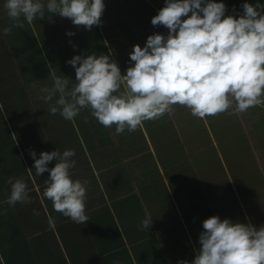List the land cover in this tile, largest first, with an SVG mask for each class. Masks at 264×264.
<instances>
[{
    "label": "rangeland",
    "instance_id": "374dc122",
    "mask_svg": "<svg viewBox=\"0 0 264 264\" xmlns=\"http://www.w3.org/2000/svg\"><path fill=\"white\" fill-rule=\"evenodd\" d=\"M42 2L46 4L47 0H42ZM214 2L220 3L218 1ZM5 3L6 0H0V51L6 53L4 60L0 58V104L3 105V112L5 113V103L7 101L2 95V84L7 79L4 75L5 72L10 70L6 66L8 64L13 65L12 69L14 68L17 75L21 76L22 86L29 95V102L33 109L42 114L48 113L46 110L49 111L50 107L55 105L56 100L59 99V93L51 101L45 102L42 99L47 93L41 90L44 88L51 89L54 86L55 77L45 46L53 44L52 51L58 55L59 51L61 52L63 49V44L55 45L53 37L52 40L44 43L41 35L45 33V35L53 36V23H55L56 31L61 32V29L56 23L55 16H49L50 14L46 12L44 19L37 18L31 25L21 17L24 27H13L11 33L5 36L3 29L13 23L4 7ZM104 4L105 10L101 17L102 26L97 27V29L104 41L107 55L111 54V58L118 62L121 74L124 75L127 68L133 66L134 62L130 61V53L134 46L139 45L143 48L147 38L153 34L167 37L168 29L164 26H153L151 24L152 18L165 6V3L164 0H104ZM226 9L225 16H233L234 12L227 6ZM28 29L31 30V33ZM32 37L36 39L40 47L46 66L50 71V76L46 75V77L40 78L43 77L40 75H44L43 68L45 65L36 54L31 57L33 62L36 63L37 69L35 72L38 76H33L31 73V63L24 57L23 52H34L35 45ZM88 43L94 46L93 39H89ZM78 51L84 57L89 52L97 56L101 55V51L96 48L87 49L84 47L78 49ZM68 56L70 57V53H68ZM181 107V112L186 117L184 119L190 127L189 131H186L188 136L185 139L187 140L184 141L188 143L187 147L183 149L186 158L183 154L179 155L181 150H179V147H156L157 151L145 147L144 138L149 134V130L144 133L138 127L134 132H128L126 129L124 133L114 135L115 125L111 128L97 125L100 131L101 129L105 131H102L101 135H98V132L95 136L98 138L97 141H100V146L97 147L96 153L92 156L94 159H89L88 151L84 148L87 154L86 157L89 159L88 161L85 157L88 161L87 168H81L78 163L73 168V172H70L72 180H79L86 186L85 214L88 216L87 224L89 227L91 225L92 229L98 228L104 231L105 224L114 222L121 226V231H123L125 227L122 225L123 221L119 223L120 220L131 217L133 224L130 222L125 223L126 227H129L128 231H131V234L137 239L143 238V236L146 237L147 244L153 243L148 254L158 255V264H178V261H188L191 264V261L195 258L194 255L200 248L199 236L204 231L203 221L210 217L218 216L221 221L229 219L234 223H251L256 228L264 226V105L237 113L234 111L235 104H233V108L228 111L219 115L208 116L205 119L193 116L190 109L185 106ZM1 119L0 117L1 185L5 183V177L7 176V173L3 174V171L7 170L6 168H12L11 173L16 174V179H23L29 186V182H26L27 176L24 175L23 165L26 164V160L19 158L15 150L17 139L13 136V130L10 128L11 135L7 133ZM5 119L9 120L8 114ZM179 124L180 121L176 113H172L169 122H167L170 133L167 129L165 133L166 136L173 138L171 140L172 144H179V134L182 135L184 132ZM90 136L89 134V138ZM147 139L149 140V138ZM81 147L83 148V146ZM66 148L72 149L73 147L71 144L66 143ZM78 153H80L79 150ZM3 159H6L9 165H6ZM184 164H189L196 171V174L193 172V175L198 180L203 178V180L208 181L211 180L210 176L212 174L216 175L217 179L213 181L216 192H211L208 196L210 199L216 196L223 199L220 204H216L215 199L213 201L209 200L208 204L207 201L204 204H199L200 209H196L193 217L189 219L185 218L183 212L195 208L194 204L200 202L196 190L189 191V196L192 195L193 198L192 204H181L179 193L175 192L171 184L170 186L167 185V181L170 183V180L179 179L177 178L179 174L184 175ZM84 165H86V162H84ZM159 174L160 176L163 175L162 180L167 186H164L165 184L161 182ZM88 177H90L89 180H87ZM95 179H97V182H95ZM118 179H124L126 185L122 182L120 184L119 182L112 183V181ZM44 191L38 192L41 199V209L35 210L41 217V224L44 223L39 228L46 225L49 227V222L52 221L49 206L43 197ZM212 191H214V188ZM233 194H235L238 204L236 201H232ZM28 196L31 200L30 204H34V192H30ZM133 201L136 202L134 209L133 203H131ZM139 201L142 205L141 213L144 215L150 213L153 220L149 228L150 237L147 229L138 227L141 224V218L138 213L135 214L134 212H137L138 208L140 209ZM33 206L22 207L21 220L17 218V221L27 223V218L34 214L32 212ZM42 209L45 211V215L41 213ZM12 211L17 216L19 210ZM108 213L111 215V220H107L108 217L106 218ZM103 217H105V223H103ZM184 218L192 221H185L186 224L183 226ZM130 219L127 220L130 221ZM94 220H98V223L95 224ZM3 221L4 219L0 218V264H4L3 257L7 255L40 254L33 249L38 246L36 242L31 243L30 246H34H31L28 250L26 240L22 238L23 232L29 234L32 230L29 226H26V229L17 228V239L19 240L17 244L19 246H17V249L12 248L11 250L13 243L8 229L2 228ZM8 227L15 229V226ZM106 231L105 235L108 237L110 232ZM53 232L57 233L55 230ZM48 234L49 236L52 235V233ZM49 241L57 249L53 236L50 237ZM59 243L61 244L60 241ZM195 243H198V245ZM62 249L65 253L64 246H62ZM43 255L49 254L43 253Z\"/></svg>",
    "mask_w": 264,
    "mask_h": 264
},
{
    "label": "clouds",
    "instance_id": "9594fccd",
    "mask_svg": "<svg viewBox=\"0 0 264 264\" xmlns=\"http://www.w3.org/2000/svg\"><path fill=\"white\" fill-rule=\"evenodd\" d=\"M164 3L151 24L168 29L167 37L153 34L143 48L134 46L130 53L133 66L124 75L111 54L74 56L67 63L75 70L76 83L69 87V78L55 76L54 86L41 90L47 93L42 97L45 102L59 93L50 114L59 112L72 121L82 109L90 108L92 117L106 128L115 125L114 135H119L171 113L177 104L200 119L224 113L233 104L237 113L264 105V14L258 11L264 5L244 3L243 15L236 18L225 16L226 5L214 0ZM4 7L13 21L3 29L5 36L13 27H24L21 17L31 25L37 18L44 19L46 12L90 31L102 26L105 10L104 0H47L46 4L42 0H6ZM0 113L7 118L2 104ZM75 154L70 149L41 152L37 159L35 151L30 152L35 175L50 173L43 197L52 201L55 211L85 224L86 186L70 178ZM53 160L57 162L49 169ZM28 172L32 174L31 169ZM8 183L7 204L31 203L23 179L9 177ZM152 222L146 213L138 227L149 229ZM202 227L200 248L191 264H264V226L256 228L213 216L204 220Z\"/></svg>",
    "mask_w": 264,
    "mask_h": 264
},
{
    "label": "trees",
    "instance_id": "16d2710c",
    "mask_svg": "<svg viewBox=\"0 0 264 264\" xmlns=\"http://www.w3.org/2000/svg\"><path fill=\"white\" fill-rule=\"evenodd\" d=\"M218 2L224 3L228 8H230L234 14L233 16L236 18H239L241 15H243V8L242 5L244 3L249 4H257L260 3L261 5H264V0H214ZM258 11H261L262 14H264V8L258 9ZM191 15V14H189ZM187 17H184L186 19ZM55 20L59 28L61 29V32H58L55 30V26L53 23V36H50L49 34L45 35V33H42V41L45 43L48 40H55L56 44H63V49L59 54L56 55L53 50V44L46 45L45 49L49 55V59L51 62V66L53 69V74L55 76H65L66 78H69L70 85H74L76 83L75 79V70L71 65L67 63V61L71 60L74 56L82 55L79 53L78 49L82 48H96L97 50L101 51V55H107L104 41L97 29L96 26H94L90 31L85 30L83 26H75L73 25L72 21L67 18H62L59 15H55ZM29 28V26H28ZM29 33H31V30H29ZM74 33V35L69 36L67 33ZM62 34V35H61ZM67 36V37H66ZM33 43H34V52L30 53V51L23 52L24 57L30 61L31 63V73L33 76H38L37 72L35 70L37 67L35 66L36 63L33 62V56L36 54L42 61L44 62L45 67L43 68L44 75H40L44 78L46 75L50 76V71L45 63V58L43 57L40 47L34 37H32ZM89 39L94 40V46H91V44L88 43ZM66 44L67 46H65ZM36 49V52H35ZM68 53H70V57L68 56ZM6 53L0 51V58L4 60V55ZM93 53H90L88 55H92ZM96 55V54H95ZM32 56V57H31ZM97 56V55H96ZM98 57V56H97ZM35 58V57H34ZM66 59V60H63ZM65 61V62H64ZM64 63L66 64L64 66ZM68 65V67H67ZM7 68L10 69L9 71L5 72V83L2 84L3 90L2 95L6 99L5 103V113L9 115V120L5 119L3 117V114L0 113L1 122L4 123V129L7 130L6 132L11 135L10 128L13 130V134H15V137L17 139V143L15 144V150L17 151V154L19 155V158L21 160H26V164H24V161L22 162L24 165V171L25 176H27L26 182H29V186L27 185L28 194L30 192H34L35 197V203L34 204H24V203H17L14 207L7 204L6 201L8 200L11 192V185L8 183V178L12 177L13 180H16L15 173H11L12 168H6L7 170L3 171V174L7 173V176L5 177L6 181L1 185L0 180V199L3 201V207L0 214V218L4 219V224H2V228L8 229V233L11 236V240L13 245L12 248L17 249V228L26 229V226H29L32 230L29 234L22 235V238L26 240V244L28 245V250L31 246V243H37L34 250H37L38 255H7L4 256V264H158V255H149L148 253L151 251V246L153 243L147 244L146 237L143 236V238H130L128 237V226L126 227V222H130L133 224L132 219L130 218H122L119 223L123 221V226L125 227L123 231L121 226H118V224L112 222L111 224H105L106 228H104V231L102 229H92V226L85 223V224H77L73 222L70 218L65 217L62 213H59L54 210V206L51 200H48L47 198V204L49 206V212L51 214V220H54L57 222V228L55 229L57 233H54L52 229H50L47 225L44 227L39 228L41 224V217L40 215L32 214L27 218V223L23 221H17V218L21 220V211L22 207H29L33 206L32 212L35 210L41 209V199L38 194V192H42L43 190H46L47 188V182L49 179V172H45L40 176L35 175V169L33 167L34 160L30 156L31 151H35L36 158L38 159L40 157L41 152H53L59 150L61 153L65 150H69L66 148V143H69L72 145V149L76 154L71 159L75 160V165L78 163L80 164L81 168H87L89 159H94L92 156L96 153L97 147L100 146V141H97L96 134L101 135L102 131H105L103 129H99L97 125H101L94 117L91 115L90 108L82 109L79 115L72 121L65 120L59 112H57L56 115L50 114V110H46L48 113H39L38 110H34L33 106L29 102V95L22 86L21 82V76L17 75V73L14 71V68L12 69L13 65L6 64ZM11 67V68H10ZM34 70V71H33ZM26 77V76H24ZM21 78V79H20ZM54 83V82H53ZM4 130V131H5ZM6 133V134H7ZM89 134L91 135L90 138H93L92 140H89ZM143 136V135H142ZM122 138V137H121ZM12 141L13 138L11 137ZM123 139V138H122ZM82 140V141H81ZM145 141V138H144ZM82 142V145H81ZM3 144V142H2ZM146 145V143H145ZM83 146V148L81 147ZM149 148L147 145L145 146ZM84 148L88 151L89 159L86 157V153L84 151ZM79 152L81 153H78ZM3 152V151H1ZM83 159H81V158ZM87 158V160L85 159ZM120 159V158H119ZM6 162V165L8 164V161L6 159H3ZM86 160V161H84ZM57 161L53 160L48 164V168L51 169L55 166ZM84 162H86V165H84ZM117 162V161H116ZM28 169L32 170V174L30 175L28 172ZM70 172H73V168L69 170ZM194 169L189 164L183 165V174H179V179H175L174 181L170 180V183L167 181V185L173 187L176 193H179V200L180 203H186V204H192L193 198L190 195V192L192 190H196L197 196L199 198L200 202H196L194 204L195 208L185 210L183 213L185 215V218L189 219L193 217V213L195 210H199V204H204L205 201L215 199L216 204H220L223 200L219 197H211L209 198V194L211 192L215 193V183L213 181H216V175L212 174L210 176L211 180L205 181L203 179H196L192 176ZM208 171V170H206ZM71 174V173H70ZM187 174V175H185ZM4 176V175H3ZM93 176V175H92ZM160 176V174H159ZM183 176V177H181ZM71 177V176H70ZM95 177V175H94ZM96 178V177H95ZM161 182L165 184V182L162 180V176H160ZM178 178V177H177ZM90 177L87 178L89 180ZM97 182V179H95ZM116 182H119V184L122 182L126 185L124 182V179H118L117 181H112L113 184H116ZM162 183V184H163ZM166 184L164 186H167ZM91 186V185H90ZM99 188V187H98ZM214 188V191L212 189ZM201 189H206L208 191V194L204 196L201 192ZM190 191V192H189ZM216 195V194H215ZM183 200V201H182ZM38 201V203H37ZM237 203V198L235 194H233V200ZM137 202V200H136ZM135 202V203H136ZM133 203V209L135 208L134 201ZM39 204V205H38ZM238 204V203H237ZM139 207L137 212H134L135 214L138 213L140 220L142 221L145 218V215L141 213L142 205L141 201H139ZM19 210L17 216L15 215V212L12 210ZM12 211V212H10ZM41 213H44L43 209L41 210ZM108 217V218H107ZM46 218L48 219V216L46 215ZM107 220H111L110 213L106 216ZM184 218V219H185ZM127 219H130L127 220ZM16 220V222H15ZM105 223V217L102 218ZM184 221H192V220H184ZM95 224L98 223V220H94ZM112 225V226H110ZM8 226L14 227L15 229H11ZM36 228V229H35ZM65 230L64 232L62 230ZM106 232H110V235L107 237L105 235ZM149 232V229H147ZM124 232V233H123ZM48 233H52L51 236L54 238V243L57 247L54 248V244H51L50 237ZM103 233V234H102ZM59 236V238H57ZM150 237V232L148 234ZM124 238V240H123ZM49 239V240H48ZM9 241V237H8ZM61 242V244L59 243ZM130 241V246L132 249V254L130 255L128 244L127 242ZM10 242V241H9ZM62 246H64L65 253L62 249ZM58 251V252H57ZM60 252V253H59ZM43 253H47L49 255H43Z\"/></svg>",
    "mask_w": 264,
    "mask_h": 264
},
{
    "label": "crops",
    "instance_id": "0c3cea01",
    "mask_svg": "<svg viewBox=\"0 0 264 264\" xmlns=\"http://www.w3.org/2000/svg\"><path fill=\"white\" fill-rule=\"evenodd\" d=\"M181 109H182V107L179 106V104L174 105L173 106V111L171 113H165L163 116H161L160 118L155 119V120L145 121V122H143V126L139 127V129L142 130L144 133H146L149 130V134L145 138V143L150 149L152 148V149H155L157 151L156 147H159V148H167L169 146L171 148H178L179 147V150L181 149L179 151L180 152L179 155L183 154V156L185 157V151L183 149H185L187 147L188 143H185L184 141L187 140V139H185L186 136H188V135H186V131H189L188 129H190V127H188V124L185 121L186 117L182 114ZM172 113H176V115H177V117L179 118V121H180L179 127L184 129V132L182 133V135L179 134V137H178L179 138V144H176V143L172 144L171 140L173 138H170V137L165 135L166 129L169 132V128H167V127H169V125H167V122H169V118H171V114ZM167 118H168V120H167ZM170 124H172V123H170ZM174 136H175V134H174ZM147 138H149V140ZM179 161H180V159H179ZM193 172H195V174H196V171H193ZM193 174H192V176L195 177ZM177 177L179 178V176H177ZM195 178L197 179V177H195ZM201 179H203V178H201ZM201 192H202V194L204 196H206L208 194V191L206 189H201ZM208 201L209 200L207 199V204H208ZM2 204H3V201L0 199V212L2 211V207H3ZM50 216H51V214H50ZM182 224H183V226H185L184 225V224H186L185 221H183ZM57 227L58 226H57V222L56 221L52 220V221L49 222V228L50 229L55 230V229H58ZM128 237L133 239L134 236L131 234V231H128ZM130 243H131L130 241L127 242V244L129 245L128 249H129V252H130V255H131L132 254V249H131ZM195 244L198 245V243H195Z\"/></svg>",
    "mask_w": 264,
    "mask_h": 264
}]
</instances>
